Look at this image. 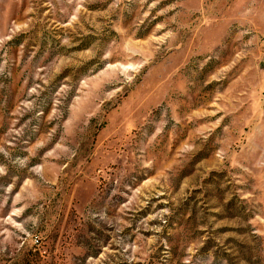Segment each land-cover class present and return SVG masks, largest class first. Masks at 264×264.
Segmentation results:
<instances>
[{"label": "rangeland", "instance_id": "obj_1", "mask_svg": "<svg viewBox=\"0 0 264 264\" xmlns=\"http://www.w3.org/2000/svg\"><path fill=\"white\" fill-rule=\"evenodd\" d=\"M0 264H264V0H0Z\"/></svg>", "mask_w": 264, "mask_h": 264}]
</instances>
